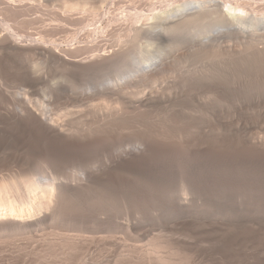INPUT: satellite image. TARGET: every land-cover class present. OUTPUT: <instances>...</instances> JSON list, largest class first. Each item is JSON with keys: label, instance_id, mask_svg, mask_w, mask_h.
Here are the masks:
<instances>
[{"label": "bare ground", "instance_id": "obj_1", "mask_svg": "<svg viewBox=\"0 0 264 264\" xmlns=\"http://www.w3.org/2000/svg\"><path fill=\"white\" fill-rule=\"evenodd\" d=\"M43 1L44 0H0V10L3 9L5 11V9H7L8 10L7 13L10 12L11 14H13V16L10 15V18H12V19H13V17L15 18V16L21 17L22 14L25 15L26 11H28L27 12L28 15H30L32 12L35 13L34 11H37L36 7L39 10H41V11H37V12L42 13V10L44 11V9H45L44 7L48 6V5H45V4H47V0H46V2H43ZM75 1L76 0H60L62 12H60V10H59L60 13H56V12L54 13L53 12L55 14L53 16V18H55L56 15L58 14L57 17L55 18V21L57 22V23H55V25L57 24V25H59V27H57V25H56V28L54 26L55 29L51 28V29L47 30V32L53 30V32H51V33H52V36H53V34L56 36L55 40L57 42L54 44L52 42L51 43L49 42L47 44L46 43H40V42L37 43V42L33 41L34 39L29 40V41H25L24 36L16 35L15 32H12V30H11L12 26L10 27L9 25L5 24V21H7L6 19H5V21L3 18L0 19V57H2V58L9 57L11 60H15V59L21 60L22 58H24V59L26 58V60H27L30 57L36 56L35 58L33 57L34 59L37 58L36 61L35 60L34 61L37 63V61L39 60V62L41 63V66H42V64H44V66L47 64H49L50 66L53 65V67H54V65H58V66L63 67V69L68 70L69 75L77 76L76 74L83 73V72H91V71L97 72L94 70H98V69H99V71H101L103 69V67H105V66H106L105 67L106 69H109L110 68L109 63H111V61H112L111 58L113 57V55H111V54H109V56L107 55L108 56L107 58L110 61H108L107 58H104L105 53L101 55L100 52L103 49L102 45H104L103 43H104L105 39H101L100 37L99 38L101 40L94 39L89 44H85V45H80V44L78 45L77 44L76 46H74V44H72V46H67V45L62 46L61 45L62 42L59 43L57 41L60 39L59 38L60 36L62 37V35H64V34L72 33L73 34L72 40H77V38L79 37V34H77L76 32L75 33L78 36H75L73 32H68L70 29H72L70 27L75 26L76 24L80 25L82 23H90V24L94 23L95 27L94 26L92 27V28H94V29H92V31L95 30L98 32V30H99L100 33L102 31V32H107V33L110 32L109 34H111V32L116 33L117 31L122 30L124 32V36L129 35L128 38L132 34L131 32H135V34L133 33L134 36H136V34L138 36V35H140V33H142L141 34L142 36H143V34L145 35V37L148 36V40H149V38H151V40H157V42H158V41H161L163 39H166V40L167 39H174L173 41H176L177 44H178V42L182 43V41H183V39H182V41L180 39L177 40L178 38H176V37H177L178 33H180V32H183V33L184 32H189V33L195 32L193 35L191 34L192 35L191 37L189 36L190 38H186L183 42V43L187 44L184 46H187V48L189 49V50L187 49L188 52L190 51L191 54H194L193 56H196V54H197V56L199 54H202L205 56V54H206L208 59H211V58L213 59V57L217 56L218 53H220V52L222 53V51H220V50L223 47L224 48L227 47L226 50L222 49L223 52L226 53V51H227L229 53L230 57L231 56L233 58L237 57V63L243 61L242 63H244V62L246 64L249 63L252 66L257 65V69L260 70L259 76L261 78L260 81H261V84H262V87L264 90V0H181L180 3H178L180 0H178V2L174 0V2H176V4L171 3L173 0L172 1H170V0H129V1H127V0L126 1L125 0H116V1H118L119 5L115 0H114V2H113V0H98V2L95 1L96 3L94 2V4L90 3V1L88 2V0L84 1L85 3L86 2L90 3L91 4L90 7H87V5L85 3L83 4L82 3L83 0L82 1L79 0L81 3H79V1L78 2H75ZM91 1H93V0H91ZM132 1L134 3L138 4L137 5L138 7L136 6V8L148 11V14L145 13L148 16H143L144 14L141 15L140 14L141 12L138 11V9H137V11L139 13L136 11L131 12V10H133V9H131V10L129 9L130 10L129 13H131V14L126 13L127 15H125V13H124L122 15L119 11L118 13H120L122 16L119 15L118 17H115L116 16L115 13H116L117 9L119 8V7L117 8L116 6H120V3L123 4L124 2L125 3L128 2L130 5L131 4L130 2H132ZM108 2H111L113 10H115L114 12H113V10L110 13L108 12V10H107V12H105L106 8L104 9V3H108ZM167 2H170L169 4H172V5H167L168 4ZM113 3H115L116 6L113 5ZM42 4H44L45 6L43 7ZM133 4H132V7L134 6ZM124 5L125 4H123V6ZM41 6L43 7V9ZM123 6H120V8L122 7L121 9H123ZM40 7H41V9H40ZM115 7L117 9H114ZM124 7H126V6H124ZM112 8H110V9H112ZM133 8L135 9V7H133ZM33 9H34V11H33ZM124 9H125V12L128 11V8H124ZM126 9H127V11H126ZM3 10H1V11L3 12ZM29 10H32V11H29ZM85 10L86 11L88 10L87 11L88 14H91V15L87 16L85 13L86 12ZM1 11H0V13L2 14ZM29 12H30V14H29ZM89 12H91V13H89ZM149 12H150V16H149ZM3 14H5V13H3ZM77 14H80V15H78L79 18L75 16ZM24 15L22 16V18H25ZM25 16H27V14ZM80 16L85 17V18H80ZM19 17H18V19H22ZM74 17H76V18H74ZM109 19H113L112 22L114 21L113 22L114 24H112L110 22L111 24L110 23L106 24V27H104L103 26L104 21H107ZM14 21H15V19H14ZM193 24L197 25V28L195 31H190V27ZM92 31H91V33H89L90 31L88 33L86 32L85 35L92 34ZM80 33H83V32H80ZM109 34H108V37H109ZM133 34H132V38L135 39ZM184 34H186V33H184ZM49 35H50V32H49ZM170 35H172V36H170ZM100 36H101V34H100ZM142 36H140V37H142ZM57 37H58V39H57ZM94 37H95V35H94ZM116 37L118 38L119 41L122 40L121 35L119 33H117ZM138 37H136V38H138ZM133 39H132V41H133ZM143 39H145L144 36L142 37V40ZM68 40L70 43L71 40L70 39H68ZM85 40H87V38L84 39V41ZM139 40H141V38ZM148 40H147V42L145 40V42L148 45H146L145 43H144V45H142L141 42L138 43L139 41L137 39L134 40L136 42V43H134V47L136 46L135 49H133L134 48L133 43L131 44L132 47L130 46L131 47L130 50H131V54H132L131 56H133L132 58L130 57V51L128 53V51L126 49L127 47L126 48L124 47L126 52H127V55H128L127 57L130 59H127V57H126L127 60L125 62H124L125 58L123 59V61L119 60L120 62H124L123 64L120 65L119 64L120 62L118 60L116 61L115 58H112L115 60L114 64L112 63L113 66H115V63H117V62H119L117 64L120 65L118 75L116 74V77H114V79H112L110 77L113 80L112 81L113 82L112 91L113 90L115 91L114 85H118L117 82H119V81L122 82V84H123L124 79H125V81H126V79H127V81L131 79L130 80L131 82H133V80H135L137 78H139V80L142 79V81H146V80L150 81L151 79L155 80V78H158L157 77L158 73L160 74V72H162L164 69H166V68L168 69V62H164L163 57L161 55L157 54V52L159 50L156 52L153 50L154 51L153 53L149 51L150 50L149 48L151 47L150 44L152 42L150 43ZM109 41H110V39H109ZM116 41H117V39H116ZM116 41L114 40V43H116ZM41 42H43V41H41ZM154 42H156V41H154ZM157 42H156V44H157ZM105 43H108V42L105 41ZM119 43H121V42H119ZM122 43L124 45L127 42L125 40V43L124 42H122ZM66 44H68V43H66ZM82 44H84V43H82ZM127 44H125V45H127ZM106 45H108V44H106ZM145 46H147V47L150 46V47L147 48ZM118 47H120V46L119 45L115 46V47H113V49L117 48V49H115V51L117 50V52H118V50H119ZM181 47H182V44H181ZM181 47H179V48H181ZM121 48H120L119 52H121ZM184 49H185V47H184ZM128 50H129V47H128ZM132 50H134V51H132ZM115 51H113V52H115ZM182 51H184V50L182 49ZM218 51H220V52H218ZM119 52L117 54H119ZM225 55H227V54H225ZM188 56H185V58ZM191 56H189V58ZM105 57H106V55H105ZM114 57H116V52H115ZM209 57H211V58H209ZM134 58H136V59H134ZM169 58H167V59H169ZM171 58H172V56H171ZM176 58H177V56H176ZM189 58H187L188 62H189ZM217 58H218V56H217ZM217 58L215 57L214 59H217ZM224 58H226V57H224ZM173 59H172V61H174ZM184 59L182 58L183 61H184ZM238 59H241V61H239ZM29 60H31V58ZM169 60H171V59H169ZM218 60L219 59H217V61ZM230 60H228V61L230 62ZM21 61H19V62H21ZM24 61L25 60H23L22 62L24 63ZM34 61H32V62H34ZM106 61H107V63H106ZM128 61L130 64H131V62L135 61V64H133L132 66L136 67V68H134L136 70H134L132 68L133 70L131 69V71H134L132 74H131V72L127 71L131 75H127L126 72H123V69L128 65ZM176 61H178V59ZM191 61H194V58ZM234 61L236 62V58ZM32 62H30V63H32ZM39 62L37 63V65H39ZM195 62H198V61H195ZM177 63H179V62H177ZM191 63L192 62H190V64ZM107 64H108L109 68L107 67ZM173 65L171 66L172 68H173ZM182 65H184V64H182ZM194 65H197V64L194 63ZM220 65H221V63H220ZM230 65H232V63ZM251 65H249V66H251ZM113 66H111V68H113ZM217 66H218V64H217ZM233 66H235V65H233ZM240 66H242V65H240ZM255 66H254V68H255ZM176 67H178V66H176ZM186 67H187V65H186ZM192 67L193 66H191V68ZM227 67H225V69ZM230 67H232V66H230ZM116 68L118 69V66H116ZM184 68L185 67H183V69ZM194 68H192L193 71L191 70V72H194ZM198 68L199 67H197V70H196L197 73L195 72L194 76L192 75L193 74L192 73L191 76L196 77L197 79H201L205 83H206V80L208 81L212 75H213V77H216V76H214L213 72L209 71L210 69L208 71L199 70V72H198ZM205 68H208V67H205ZM205 68H203V69H205ZM239 68H241V67H239ZM242 68H243V66H242ZM175 69L176 68L174 66V69H171V70H175ZM179 70L180 69H178V71ZM213 70H215V69H213ZM218 70H219V68H218ZM124 71H126V70H124ZM168 71H169V69H168ZM186 71H187V74L189 75L190 74V73H188L189 70H185V72ZM216 71H214V72H216ZM232 71H234V70H232ZM185 72H183L184 75H186ZM251 72H255V71L251 70ZM112 73H113V71H112ZM165 73H166V71L163 73V75ZM170 73H172V72L170 71ZM175 73H177V72H175ZM217 73H221V71L217 72ZM107 74H109V73H107ZM179 74L181 76L182 72ZM253 74L255 76V73H253ZM176 75H175V77H176ZM188 75H186V77L190 76V75L189 76ZM216 75H218V74H216ZM114 76H115V73H114ZM259 76H257V77H259ZM119 77H121V78L118 79ZM130 77H132V78H130ZM175 77H174V80L176 81ZM184 77H182V78H184ZM122 78H124V79L121 81ZM182 78H181V80H182ZM218 78H216V79H218ZM254 78L256 79V77H254ZM197 79H194V80L196 81ZM42 80L43 79L41 78V80L31 79V80H27V81L17 82L16 80L12 81L11 79L0 78V264H80V262H79L80 256H82V255H80V253L81 252L83 253V249L85 248V247H83L85 240L83 242L82 238H81L82 240L77 239V238L76 239L71 238L69 231L72 232V231L76 230L79 232H81V231L83 232V230H85V228H87L90 221H93V222L99 221L98 224L101 225V224L106 223L109 226L110 223H112L110 220L112 218L115 220V215L117 216V214H111V211L115 210L114 207H112L113 209L110 210V213H106V211L105 212L102 211V213H100L101 215L99 214L100 216H98V214H96L94 211L93 204L95 203V201H94V203H92L93 201H91L92 199L96 200V198L90 196L91 191L94 189V187H96V185H98V183H103L106 187H108L110 185L108 187L110 189H111V186L114 187L115 184L117 186L118 183H120L119 181L121 179L120 178L121 176L120 177L116 176V174L119 175L118 173H120L117 171H119V170L122 171V169L127 167L130 170L135 169L133 171L131 170L132 172H135V171H137L138 166H140V167L143 166V165H139V164H141L146 159H148L147 155H152V154H147V153H150L149 152L150 150L156 154H159L160 151H162L161 148L158 149V148L154 147V144L152 146L153 142L149 143L148 140H147L148 145H146L144 148L142 147L143 144L141 147L138 145V149H137V147H134V145H131V146L127 145L126 146L127 142H126V144L124 143V141L126 139V135H124L123 134L124 132H122V129H123L122 124L125 120H127L126 119L127 115L125 116V114L123 112L124 108L120 107V105H119L120 102H118L116 99H114L115 101H113L115 103L114 104L113 102H111L113 100V98H111L112 99L111 100L110 98L108 99V97H107V99L104 97L106 95V91L108 89H110L111 87L108 86V88H105V95H104V92L102 91L104 88H102L101 90L99 88L96 90L95 89L90 90L88 85H86V87H88V88H86L87 89L86 90L84 88L85 85L83 87V84L81 87H83L85 90L83 89L84 91H82V89H81L80 90L81 92H76L73 89V86H75L76 83H77L76 85H78V83L80 81L76 82V83L73 82V84L74 83L75 84L72 86V85H69L68 83L67 84L64 83L65 81L62 82V80L61 81L53 80L52 82H50V81L49 82H44V81L42 82ZM78 80H80V78ZM117 80H119V81H117ZM181 80H179V81H181ZM214 80H212L211 82H213ZM251 80H253V79H251ZM114 81H116V82H114ZM130 81H128V82L130 83ZM186 81H188V79H186L185 81L183 79L182 82L184 85H186L188 83V82L186 83ZM195 81H191V82H195ZM102 82L105 83V80L104 81L102 80ZM107 82H108V80H107ZM112 82H109V83H112ZM134 82H133V84H135ZM139 82L140 81H138V84H139ZM154 82H156V81H154ZM129 83H128V85H129ZM140 83H142V82H140ZM199 83H200V81H199ZM251 83H253V82L251 81ZM251 83H250V86H251ZM122 84L120 83V85H119L121 88L123 86ZM103 85L106 87L105 84H103ZM191 85H193V84L191 83ZM254 85H252V86H254ZM124 86H126L125 82H124ZM130 86H131V84H130ZM78 88H79V86H76V90ZM91 88H92V86H91ZM116 88H117V86H116ZM127 88H128V86H127ZM122 89L124 90V88H122ZM120 90L118 88L117 92ZM152 90H154V89H152ZM152 90H151V92H152ZM175 90H176V88H175ZM250 90H252V89H250ZM156 91H159V90L156 89ZM146 92L147 91H145V93ZM256 92H258V91H256ZM113 93L114 92H112L111 94H113ZM145 93H144V96H142L141 98L145 97ZM148 93L149 92H147V94ZM153 93L155 94V90L153 91ZM153 93H151V94L149 93L150 97L149 96H148V98L145 97L147 99H145V100L142 99L143 100V106H145V105L149 106L148 104H152V102H155L156 97L152 95ZM161 93H162V91H161ZM107 94H108V92H107ZM111 94H110V96H111ZM261 94L263 95L264 93H261ZM261 94H259V95H261ZM157 95H158V93H157ZM160 95L162 96V94H160ZM170 96H172V95L170 94ZM251 96H252V94H251ZM263 97H264V95H263ZM98 98H100V100L102 98L104 101L103 102H102V100L100 102H98V100L96 101V99H98ZM252 99H254V98H252ZM107 100H109V101H107ZM256 100H258V99L256 98ZM94 101H95V103H94ZM105 101H107V102H105ZM137 104H136V106H138ZM255 104H258V103H255ZM139 105H140V103H139ZM252 105H254V104H252ZM143 106H140V107H143ZM147 106H145V107H147ZM121 108H122V110H121ZM125 108H126V106H125ZM132 108H134V107L132 106ZM137 109H139V108H137ZM126 111L128 112V110H126ZM254 111H255V109H254ZM131 130L132 129H130L129 133L131 132ZM134 130H135V128H134ZM253 130H255V129H253ZM261 130H262V132L259 131V132H261L259 135L257 134L258 131H256L257 133L255 132V135L253 133V135L251 136L250 141H248L249 147H247L248 149H247L246 154H245V158L247 159V162H249L250 166L255 167V168H256V166H258L259 163H263V165H264V123L261 124ZM164 141L165 140H163V143H164ZM170 141L172 142L173 140L170 139L169 142ZM147 142H145L144 145ZM161 142H162V139H161ZM165 142H168V141H165ZM171 142H170V146L173 148L174 144L172 146ZM134 144H135V142H134ZM166 145H167V143H166ZM176 145H178V144L176 143ZM163 146H165V144ZM163 146H161V147L163 148ZM178 146H175V147L182 149V146H180V145H178ZM165 147H167V146H165ZM165 147L163 149H165ZM175 147L173 149L176 150ZM173 149H172V151H173ZM189 149H191V148H189ZM184 150H185V148H184ZM177 151H175V152L177 153ZM185 151H189V150H185ZM191 151L188 153H191ZM149 158H151V157H149ZM143 164L146 165L145 162ZM260 167L261 166H259V168ZM127 168L124 170H127ZM138 170H139V168H138ZM253 170H254V172L256 171L255 169H253ZM253 170H252V172H253ZM260 170H262V167L260 168ZM254 172H253V175H254ZM126 179L127 178L125 177V180ZM125 183H126V181H125ZM101 185L99 184V186H101ZM253 185L251 186L252 188H250L251 190L249 191L250 197H249L248 201L250 202V204H248V206L250 208H251V206H252V208H254V207L256 208L257 206H259L260 204H257V203H259V201H261L260 203H263L262 200L259 199V193H258L259 191L256 189V185H255V187ZM105 186H104V191H105ZM113 187H112L113 190L111 189L112 192L114 191V188H115V187L114 188ZM96 188H95L96 191L95 192L92 191V194H93V192L99 193ZM99 188L101 190L103 189L101 187H99ZM118 189H119V187H118ZM129 190H131V189H129ZM133 190H135V189H133ZM148 192H149V190H148ZM101 193H99V194L102 196ZM110 193H111V191H110ZM113 193L117 194L116 192H113ZM128 193L130 194L131 191ZM87 194H90L89 197H92V199L90 200L91 204H89L90 202L86 200V199H88ZM133 194H135V193H133ZM98 195L95 194V196H98ZM107 195L108 194H106V196ZM119 195H122V198H124L123 193H121ZM136 195L138 198L140 197L139 193H137ZM140 195H142V194H140ZM112 196L113 195H111V198H112ZM142 196H143V199H146V198H144V195H142ZM148 196H149V194H148ZM85 197H87V198H85ZM127 198H130V197H127ZM97 200H96L97 203L101 201V199H100V201H97ZM117 200H118V198H117ZM128 200L129 199H127V201ZM109 201L114 202V200H111V199ZM116 201H115V203H116ZM143 201H141V202H143ZM73 202H75V203L77 202V204H79L78 209H77L78 205L75 203L74 204L76 205V209H74L75 207L74 208L72 207ZM87 202H89V203H87ZM134 202H132V203L134 204ZM104 203H105V201H104ZM120 203H119V206H120ZM129 203H130V201H129ZM136 203H138V201ZM186 203H187V200L183 201L184 207H186V205H185ZM117 204H118V201H117ZM128 204H127V206H128ZM140 204H142V203H140ZM144 204H146V203H144ZM256 204H257V206H255ZM90 205H92V207ZM94 205H96V203ZM97 205H99V204H97ZM112 205L114 206L115 204H112ZM102 207H103V205H102ZM126 207H125V212L127 209ZM134 207L135 206H133V208ZM147 207L148 206H146V208ZM122 209L123 208H121L120 211H123ZM140 209H141V207H140ZM186 209H187V207H186ZM138 210H139V208H138ZM97 211H99V210H97ZM130 211H132V210H130ZM130 211L128 210V212H130ZM144 211H146V210H144ZM125 212H123V213H125ZM143 212H142V214H143ZM103 213L109 214L108 216L106 215L107 217L111 218V219L108 218L109 222H108V220L105 223L102 222V220L104 218ZM139 213H140V211H139ZM119 214H121V213H119ZM102 215H103V218H102ZM119 217H120V215H119ZM113 219H112V221H114ZM132 221H134V220L132 219ZM115 222L118 223L116 220L114 221V223ZM116 223H115V225H111V226L117 227ZM92 226H89V227H91V229H92ZM108 231H109V229H108ZM108 231H107V233H108ZM128 231H130V230H128ZM86 232H83V234ZM92 232L91 233L94 234V231H92ZM112 232H113V230H112ZM125 232H127V231H125ZM134 232H136V231H134ZM128 233H130V232H128ZM128 233L125 234L124 236L127 235V237H128ZM78 234H80V233H78ZM96 234H98V232ZM55 235H56V238H57V236L60 235L61 240H59V238H58L59 241L56 240L54 238ZM81 235H82V233H81ZM114 235H116V234H114ZM114 235H112V236H114ZM132 236H134V235L132 234ZM84 237L85 236H83V238ZM130 237H128V238H130ZM136 237H138V236H136ZM136 237H134V239ZM92 238H93V236H92ZM102 238H104V237H102ZM106 238H107V236H106ZM118 238L119 237H117V239ZM148 238H146V239H148ZM157 238H159V237H157ZM86 239H88V238H86ZM102 240H104V239H102ZM110 240H113V239H110ZM155 240H154V242H155ZM104 241H106V240H104ZM118 241H119V239H118ZM123 241H124V239H123ZM101 242H103V241H101ZM111 242H114V241H111ZM117 242L116 243L114 242V243L117 245L118 244ZM125 242H126V240H125ZM125 242H124V244H126ZM130 242H131V240H130ZM137 242H138V240H137ZM154 242L152 241V245ZM93 243H94V241H93ZM96 243H97V241H96ZM108 243L110 244V246L113 244V243L111 244L110 241H108ZM135 243H136V241H135ZM157 243H158V241H157ZM160 243L157 245L154 243L157 246L156 249H158V247L160 245H163ZM120 244H122V243H120ZM120 244H119V246H120ZM145 244H147V243H145ZM88 245H90V244H88ZM134 245H132V246H134ZM148 245L149 244H147L146 247ZM155 245H153V246L156 247ZM104 246H105V243H104ZM163 246L165 247V245H163ZM163 246L162 247L160 246L161 248L159 247L158 251L161 250L162 248H164ZM101 247H103V244ZM116 247L113 246L112 248H116ZM89 248H90V246H89ZM92 248L94 249V247H92ZM145 248H143V249H145ZM116 249L114 251H116ZM126 249H129V248H126ZM136 249L137 248H135V250ZM152 249H151L152 251H149V249L147 250V251H149L148 255L149 254L152 255V254H154V252H156V249H154V248H152ZM108 250H110V249H108ZM130 250H132V249L130 248ZM95 251H97V249H95ZM98 251H99V249H98ZM102 251H103V249H102ZM102 251H101V253L104 252V251L103 252ZM110 251H112V249ZM124 251H125V249H124ZM141 251H142V249H141ZM147 251L145 252V254L147 253ZM86 252L88 253V250ZM90 252L91 251H89V253ZM133 252H134V250H133ZM101 253H98V254H101ZM107 253H108V251H107ZM120 253H121V251H120ZM158 253H161V252H158ZM98 254H97V256H98ZM130 254L132 255L133 253H130ZM206 254L204 256L206 258H208ZM83 255L84 256H82L83 259L81 258V261L84 260V258L86 256V254H83ZM93 255L96 256V254H93ZM109 255L110 254H108L107 256H109ZM154 255L156 257L157 253ZM163 255L164 254H162V256ZM101 256H102V254L100 255L99 258H101ZM111 256L109 258V261H111L113 259V258H111ZM145 256H143L144 259H145ZM162 256L157 255L156 259L154 258V260H153L154 256L152 255V261L151 262L156 261V263H158V264H171V263L174 264L173 263L174 261L169 259V257H168V259H166V257H162ZM89 257H90V255H89ZM140 258H142V257H140ZM140 258H139V260L144 261L143 258L142 259H140ZM148 258H149V256L147 257L146 260H148ZM116 259H118V258H116ZM116 259H114L115 263H117ZM88 260L89 259L87 258L85 260L87 262H83V263L87 264ZM95 260H97V259H95ZM123 260H120L121 261L120 264H123L122 263ZM98 261H100V260L98 259ZM127 261H126V263H127ZM103 262H100V263L103 264ZM128 262H130V261H128ZM107 263H108V261H107ZM130 263H128V264H130ZM142 263H140V264H142ZM146 263H148V262L146 261ZM81 264H82V262H81ZM144 264H145V262H144Z\"/></svg>", "mask_w": 264, "mask_h": 264}, {"label": "rangeland", "instance_id": "obj_2", "mask_svg": "<svg viewBox=\"0 0 264 264\" xmlns=\"http://www.w3.org/2000/svg\"><path fill=\"white\" fill-rule=\"evenodd\" d=\"M78 1L79 0H76L75 2H78ZM80 1H82V0H80ZM80 1H79V3H81ZM84 1H87V0H83L82 1L83 4L85 3ZM89 1L92 4H94L95 1L98 2V0H93V1L88 0V2ZM127 1H129V0H127ZM170 1H172V0H170ZM175 1L178 2V0H175ZM43 2H46V0H44ZM113 2H114V0H113ZM116 2L118 3V1H116ZM180 2H181V0L178 3H180ZM90 3L86 2L85 4L87 5V7H90L91 6ZM115 3H113V5H115ZM126 3L125 2L123 3V4H125L124 6H126V7H124L123 4L120 3V6H123V9H121L122 7L120 8V6L115 5L117 8L119 7L121 9L120 10L118 8L119 9L118 10L116 7L114 8V9H117V11L115 13L116 16L114 15L115 17H118L119 15L122 16L124 13H125V15L131 14V13H129L131 9H133V10H131V12L132 11H136V12L140 11L141 15L144 14L143 16H148L145 14V13L148 14V11L136 8V6L138 5L137 3H134L133 1L130 2L131 3L130 5L128 2H126ZM167 3H166L167 5H172L173 3L176 4V2H174V0L171 2L172 4H169L170 2H167ZM60 4H61L60 0H49V1L47 0V4H45V5H48L47 7H44L45 5L42 4L43 7L45 8L44 11L42 10V13L37 12V11H41V10H39L36 7L37 11H34V9H33V11L35 13L32 12L33 14L32 13L30 14V12H29L30 15H28V13H27L28 11H26L25 15L27 14V16L22 14V16L24 15L25 18H22V16L19 17L17 15L19 18H22V19H18V17H16V16H15V18L13 17V19H12V18H10V15L13 16V14H11L10 12H9L10 14L7 13V11H8L7 9H5V11L3 9H1V10H3V12L0 10L2 12V14L0 13V19L3 18L4 21L6 19L7 21H5V24L9 25L10 27L12 26L11 30H12V32H15L16 35L24 36L25 41H29V40L34 39L33 41L37 42V43L40 42V43H46L47 44L49 42L50 43L52 42L54 44V43H57L55 40L56 36L54 34L52 36L51 32H53V30L48 31V32H47V30H49L51 28L53 29L54 26L56 28L57 24L55 25V23H57V22L55 21V18L57 17L58 14L56 15L55 18H53V16L55 15L54 14L55 12L56 13L62 12V10H61L62 8H61ZM132 4L134 5L133 7H135V9L132 7ZM118 5H119V3H118ZM41 7H40V9H41ZM43 7H42V9H43ZM105 8H106L105 12H107V10L109 13L112 12L113 8H112L111 2L104 3V9ZM110 8H112V9H110ZM124 8H128V11L126 9L127 12H125ZM137 9H138V11H137ZM59 10H60V12H59ZM29 11H32V10H29ZM87 11L85 12L86 15L87 16L91 15V14H88ZM114 11L115 10H113V12ZM119 11L122 15L120 13H118ZM3 13H5V14H3ZM89 13H91V12H89ZM78 15H80V14H77L75 16L78 17ZM149 16H150V12H149ZM76 17H74V18H76ZM80 18H85V17L80 16ZM14 19H15V21H14ZM109 20L104 21V23H103L104 27H106V24H109L110 22L112 24H114L113 23L114 21L112 22L113 19H109ZM93 26H94V23L93 24L92 23L91 24L90 23H82L80 25L76 24L75 26H71L70 28H72V29H70L68 32H73L75 36H78L77 34H79V37L77 38V40H72L73 34L68 33V34L62 35V37L60 36L59 37L60 39L57 41L59 43L62 42L61 43L62 46H66V45L72 46V44H74V46H76L77 44L78 45L79 44L80 45L89 44L94 39H97V40L105 39V41L108 43H105V41H104V43H103L104 45H102L103 49L100 52L101 55L105 53L104 58H107L109 56V54H111V55H113L112 58H115L116 61L117 60L123 61V59L125 58L124 62L127 59H130L127 57L128 55H127V52L125 50L126 47H127L126 49H127L128 53L130 51V57L131 58L133 57V56H131L132 54H131L130 48L132 47V45H131L132 43H133V47H134V43H136L134 40L137 39L139 41V42L138 41L137 42L138 43L141 42L142 45H144V43L146 45H148L146 43L148 40V36L145 37V35L143 34L145 39L142 40V37H143L141 35L142 33H140V35H138L139 36L138 37L137 34H136V36H134L135 32H131L132 34L134 33L133 36L135 37V39H133L132 34L130 35L129 38H128L129 35L124 36V32L122 30L117 31L116 33L111 32V34H109L110 32L107 33V32H102V31L100 33L99 30H98V32L95 30L92 31V29H94V28H92ZM57 27H59V25H57ZM196 28H197V25L193 24L190 27V31H195ZM91 31H92V34L85 35L86 32L91 33ZM49 32H50V35H49ZM80 32H83L84 34L80 33ZM117 33H119L121 35V38H122L121 41H119L118 38L116 37ZM184 33H186V34H184ZM184 33L180 32L177 34V37H176V38H178L177 40L180 39L182 41V39H183L182 43L178 42V44L176 41H173L174 39H167L168 41L166 39H163V40L157 42V40H151V38H149L148 41L150 43L151 42L153 43L154 41H156L158 44L157 45L156 42H154L153 44L151 43L152 45L149 43L151 46V47L148 46V47H150L149 51L153 53L154 51L156 52L159 50L157 52V54L161 55L163 57L164 62H168L169 71L166 68V69H164L166 71V73L164 75H163V73L165 72L164 70L162 72H160L161 75L158 73V75H157L158 78H155V80L151 79L153 82L151 80L150 81H148V80L142 81V79L139 80V78H137V79L134 78L136 81L133 80V82L135 81L134 82L135 84H133V82L130 81L131 79L128 80V81H130V83H129L127 81V79H126V81H127L126 82L125 79L122 78L121 81L124 79L123 81L125 82V85H126V86H124V82L122 84V82L117 80L123 85V86L122 85L121 86H122V88H124V90L119 86L120 83L117 82L118 85H114L115 91L114 90L112 91V88H113L112 87V84H113L112 79H114V77H116V74L118 75V71L120 69L119 67L124 62L119 61L120 63L119 62H117V63H119L120 65L115 63V66H113L115 60L112 59L111 57H110L112 60L111 63L108 62L110 64L109 65L110 68L108 67V64H107V67L109 69H106L105 68L106 66H105V67H103V69L105 68L104 70L100 69L101 71H99V69H98V70H94L97 72H92V71L91 72H83V73L76 74L77 76L72 75L73 77L71 75H69L68 70L63 69V67H61V66L54 65V67H53V65L50 66L49 64H47L48 66L45 65L46 67L44 66V64H42V66H41V63L39 62V60L37 61V63L39 62L40 66L37 65V63L35 62L37 58L34 59L36 56L34 57L33 55L32 56L34 58L29 56L31 58V60H29L30 58H28V57H27L28 58L27 60H26V58L25 59L22 58L21 59L22 61L25 60L24 63L19 59L18 60H16V59L11 60L9 57H4V58L0 57V78H3V79L7 78V79H11L12 81L16 80L17 82L27 81V80H31V79L41 80V78L43 79L42 82L43 81L44 82H49V81L52 82L53 80H56V81L62 80V82L65 81L64 83H66V84L68 83L69 85H72V86L76 82L80 81L78 83V85H76L77 84L76 83L75 86H73V89L76 92H81L80 91L81 89H82V91H84L88 87L90 88V90H92V89L96 90L98 88L101 90L102 88H104L102 90L104 92V95H105V88H108V86L111 87L108 90L106 89L107 91H106V95L104 97L106 99H107V97H108V99L113 98V100L111 99L112 101L110 100L111 102L115 101L114 99H116L118 102H120L121 104L119 103V105H120V107L124 108L123 112H124L125 116L126 115L128 116V117L126 116V119L128 121L125 120L126 122L124 121L122 124V128L124 129V130L122 129V132H124L123 134L126 135V139L124 141L125 144L127 142L126 146L127 145L128 146L134 145V147H137V149H138V145L141 147L143 144L142 147L144 148L146 145H148V142H147V140H148L149 143L153 142L152 146L154 144V147H156L158 149L161 148V150L163 151V152L160 151L159 154H156L150 150L149 151L150 153H147V154H152V155H147L148 159H146L144 161L146 165H144L143 164L144 162H142L139 165H143V166L142 167L138 166L139 170L137 168V171H135V172H132L135 169H131L132 170L131 171L127 167L124 168V169L127 168V170L122 169V171L121 170L117 171V172H120V173H118L119 175L116 174L117 177L121 176L120 177L121 179L119 181L120 183H118L117 186L115 184V186H114L115 188L113 186H111V189H112V187L114 188L113 192H116L117 194L112 192L113 189L111 190L110 188H108L110 185L108 187H106L103 183H98V185H96L97 188L94 187V189L92 190L95 192L96 191L95 188H96L99 193L102 192L101 193L102 196L99 193H94V192H93V194H94L93 195L92 191H91V195L87 194L88 199H86V200L89 202L92 199V197L96 198V200L98 199L97 201H100V199H101L100 202L102 204L100 202L97 203L96 200H94V199L91 200V201H93L92 203H94V201L96 203V205H94L95 204L94 203L93 206H94V211L96 214H98V216L101 215L100 213H102V211H104V212L106 211V213H110V210L113 209L112 207H114L115 210H112L113 212L111 211V214H117V216L115 215V220L118 223L115 222L117 227L111 226V225H115V223H114L115 220L112 218L114 220V221H112L111 218L107 217L109 214L103 213L104 218L102 215V218H103L102 222L105 223L107 220L109 222V219H111L110 221L112 223H110L109 226L106 223L100 225V224H98L99 221L98 222L94 221L95 223L93 221H90L92 224L89 222L87 228H85V230H83V232L87 231L86 232L87 234L86 233L83 234L82 231L81 232L76 231V230L72 231V232L69 231L71 238H75V239L76 238L77 239L82 238L83 242L85 240L83 247H85L86 249L84 248L83 253L81 252L82 254L80 253V255L84 256L83 254H86L87 257L85 256L84 260L81 261L82 256H80V261H79L80 264H81V262H82V264H85L83 262H87V261H85L87 258L89 259L87 264H101L100 262H103V261L105 262V263L103 262V264H108L109 262L111 264H117V263L120 264L121 263L120 260H123V259L125 260V261L124 260L122 261L123 264H128L132 260L134 262L132 261L130 264H132V263L133 264H138V263L140 264L142 262H143L142 264H144V262H145V264H148V263L149 264H155L156 261L151 262L152 261V255L154 256L153 257V260H154V258L156 259L157 255L162 256V254H164L162 257H166V259H168V257H169V259L173 260L174 264H264V165H263V163H259L258 166H256V168L252 167V166H250L249 162H247V159L245 158V154H246V151L248 149L247 147H249L248 141H250V138L253 135V133L255 135L256 131H258V133L256 132L258 135L262 132L261 124L264 123V105H263L264 104L263 103L264 102V100H263L264 94L263 95L261 94V93H264V90H263V87H262V84L260 81L261 80V78L259 76L260 70L257 69V65L256 66L254 65L256 68L255 69L254 66H252L249 63H247V64L245 62L242 63L243 61H241V59H238L241 62L237 63V57H234V58L232 56L230 57L229 53L227 51H226V53L223 52L222 49L226 50L227 47H225V48L223 47L220 50V51H222V53L220 51H218V52H220L217 54L218 58H217V56H215L217 59H219L218 61H217V59H214L215 57H213L214 60L211 57H209L211 59H208L206 54H205V56L202 54H199L198 56L196 54V56H193L194 54H191L190 51L189 52L187 51V49H188L187 46H184L187 44H185L183 42L186 38H190L195 32H190V33L184 32ZM100 34H101V36H100ZM108 34H109V37H108ZM94 35H95V37H94ZM140 36H142V37H140ZM170 36H172V35H170ZM85 37L87 38V40L84 41V39H86ZM136 37H138V38H136ZM67 38L71 40L70 41L71 44L69 43V40ZM140 38H141V40H139ZM57 39H58V37H57ZM109 39L111 42L109 41ZM116 39H117V41H116ZM132 39H133V41H132ZM114 40L116 41V43H114ZM125 40L128 44L125 43ZM145 40H146V42H145ZM41 41H43V42H41ZM118 41L121 43L124 42L127 45H125V44L123 45V43L121 44ZM65 42L68 44H66ZM82 43H84V44H82ZM106 44H108V45H106ZM181 44H182V47H181ZM118 45L120 46V47H118L119 50L122 47L121 52H119V50H118L119 54H117L118 53L117 50L115 51V49H117V48L113 49V47L118 46ZM128 47H129V50H128ZM135 47L133 49H135ZM145 47H147V46H145ZM179 47H181V48H179ZM184 47H185V49H184ZM182 49L184 51H182ZM113 51L116 52V57H114L115 52H113ZM132 51H134V50H132ZM225 54H227V55H225ZM105 55H106V57H105ZM188 55L189 56L192 55V56L189 58ZM171 56H172V58H171ZM176 56H177V58H176ZM185 56H188V57L185 58ZM223 56L226 58H224ZM126 57H127V59H126ZM167 58H169L171 60H169ZM182 58L183 59L185 58L184 61L182 60ZM187 58H189V62L187 61L188 60ZM193 58H194V61H191V60H193ZM235 58H236V62L234 61ZM134 59H136V58H134ZM172 59L174 61H172ZM175 59L176 60L178 59V61H176ZM107 60H108V58H107ZM228 60H230L232 65H230L231 63ZM19 61H21V62H19ZM32 61H34L35 63ZM108 61H110V60H108ZM195 61H198V62H195ZM30 62H32V63H30ZM133 62H131V64H130L128 61V65L123 69V72H126L127 75H131L134 72V71H131V69L136 68V67L132 66L133 64H135V61H133ZM177 62H179V63H177ZM190 62H192V63L190 64ZM106 63H107V61H106ZM194 63H196L197 65H194ZM220 63H221V65H220ZM171 64L172 65L174 64L173 68L171 67L172 66ZM182 64H184V65H182ZM217 64H218V66H217ZM186 65H187V67H186ZM190 65L193 66L192 68L195 67L194 72H191V70L193 71V69L191 68ZM233 65H235L236 67ZM240 65H242L243 68ZM249 65H251L252 67ZM111 66H113V68H111ZM116 66H118V69L116 68ZM174 66L177 70L176 69L171 70V69H174ZM176 66H178V67H176ZM230 66H232V67H230ZM183 67L186 68V69L184 68L185 70H189L188 73H190L189 74L190 76L187 74V71L185 72ZM197 67H199L198 72H199V70L208 71L210 69L209 71L213 72L214 76H216V77H213V75H212L208 81L206 80V83L203 82V80H201V79H197L196 77H193L194 73L195 72L197 73V71H196ZM202 67L203 68L208 67V68L203 69ZM217 67L219 68V70ZM225 67H227V68L225 69ZM239 67H241V68H239ZM178 69H180L181 71L180 70L178 71ZM213 69H215V70H213ZM124 70H126V71H124ZM134 70H136V69H134ZM232 70H234V71H232ZM251 70L255 71V72H251ZM112 71H113V73H112ZM127 71L131 72V74ZM170 71L172 73H170ZM214 71H216V72H214ZM220 71L222 74L217 73ZM175 72H177L178 74ZM181 72H182V75L180 76L179 73H181ZM183 72H185V74L188 75L189 77H186V75H184ZM107 73H109V74H107ZM114 73H115V76H114ZM253 73H255V76ZM174 74L175 75L177 74L176 77ZM191 74L193 76H191ZM216 74H218V75H216ZM257 76H259V77H257ZM174 77L176 78V81L174 80ZM182 77H184V78H182ZM254 77H256V79ZM79 78H80V80H78ZM120 78L121 77H119L118 79H120ZM130 78H132V77H130ZM181 78H182V80H181ZM193 78L197 79V80L195 81ZM216 78H218L219 80ZM183 79H184V81L186 79H188V81H186V83L188 82L186 85L183 84V82H182ZM251 79H253V80H251ZM102 80L103 81L105 80V83L102 82ZM107 80H108V82H107ZM137 80L142 82V83L139 82V84H138ZM179 80H181V81H179ZM212 80H214V81L211 82ZM154 81H156V82H154ZM191 81H195L196 83L191 82ZM199 81H200V83H199ZM251 81L253 83H251ZM73 82H75V83L73 84ZM101 82L103 84H105L106 87ZM109 82H112V83H109ZM114 82H116V81H114ZM128 83H129V85H128ZM191 83L193 85H191ZM250 83H251V86H250ZM82 84H83V87L85 85V87H84L85 89L83 87H81ZM130 84H131V86H130ZM86 85H88V87H86ZM252 85H254V86H252ZM76 86H79V88L77 90H76ZM91 86H92V88H91ZM116 86H117V88H116ZM127 86H128V88H127ZM174 87L176 88V90ZM118 88H119V90L120 89L121 90L117 92ZM155 88L158 89L159 91H156ZM152 89L155 90V94L153 93L154 90H152ZM250 89H252V90H250ZM151 90H152V92H151ZM111 91L114 93L111 94L112 93ZM145 91L149 92L150 94L153 93L152 95L156 97V100H155L156 103L152 102V104H148L149 106L145 105L148 108L143 106V100L142 99L145 100L148 98V96L150 97V94L148 93L149 94L148 95L147 92L145 93ZM161 91H162V93H161ZM256 91H258V92H256ZM107 92H108V94L110 93L111 96H110V94L108 95ZM156 92L158 93V95ZM144 93H145V97H147V98H145V97L141 98L142 96H144ZM159 93L162 94V96ZM170 94L172 96H170ZM251 94H252V96H251ZM259 94H261V95H259ZM102 98H101V100L103 102L104 100ZM252 98H254L255 100L257 98L258 100L255 101ZM97 100H98V102L101 101L100 98L96 99V101ZM107 101H109V100H107ZM107 101H105V102H107ZM134 102L138 106H136V104ZM94 103H95V101H94ZM139 103H140V105H139ZM255 103H258V104H255ZM252 104H254V105H252ZM125 106H126V108H125ZM132 106L134 108H132ZM140 106H143V107H140ZM136 107L139 109H137ZM122 108H121V110H122ZM254 109H255V111H254ZM126 110H128L129 113ZM134 128L136 131L134 130ZM130 129H132V130L129 133ZM253 129H255V130H253ZM259 131H261V132H259ZM160 138L162 139V142H161ZM169 138L173 140L172 142L170 141L172 143L171 144L172 146H173V144H174V147L180 145V146H182L183 150L181 148H178L179 146L175 147L176 150L173 149L174 147L172 148L170 146V142H169L170 139ZM163 140L168 141V142L164 141V143H163ZM134 142H135V144H134ZM145 142H147V143L144 145ZM175 142L178 145H176ZM166 143H167V145H166ZM164 144L168 148L163 146ZM160 145L163 146V148L165 147V149H163ZM188 147L191 149H189ZM184 148H185V150H189V151H185ZM172 149L174 152L172 151ZM175 151H177V153ZM190 151H191V153H188ZM149 157H151V158H149ZM259 166L262 167V170H260L261 167L259 168ZM251 169L256 170L255 171L256 173L253 170L254 175H253V172ZM124 176L127 178L126 180H125ZM252 179L253 180L255 179V180L253 181ZM125 181H126V183H125ZM99 184L100 185L102 184L103 186L102 185L99 186ZM252 185L254 187L256 185V189L259 191L258 192L259 193V199H261L263 202V203H260L261 201H259V203H257V204H260V205L257 206V204H256L255 205V206H257L256 208L255 207L252 208L251 205H250L251 208L248 206V204H250V202L248 201L249 197H250L249 191L251 190L250 188H252L251 187ZM98 186L103 188V189L101 190ZM104 186H105V191H104ZM118 187H119V189H118ZM128 188L131 190H129ZM133 189H135V190H133ZM148 190H149V192H148ZM110 191L112 194L110 193ZM130 191H131V193L129 194L128 192H130ZM132 192L135 194H133ZM121 193H123L124 198H122V195H119ZM137 193H139V196L141 198L137 197V195H136ZM95 194H97V195L99 194L101 197L99 195L95 196ZM106 194H108L107 196L111 200H114V202L109 201L110 199L106 196ZM140 194L144 195V198H146V199H143V196ZM148 194H149V196H148ZM89 195L92 197H89ZM111 195H113L112 196L113 199L111 198ZM87 197H85V198H87ZM127 197H130L131 199L127 198ZM117 198H118V200H117ZM127 199H129V200L127 201ZM132 199L133 200L135 199L134 200L135 202ZM139 199L140 200L142 199L141 201H143V200L144 201L141 202ZM116 200L118 201V204H117ZM185 200H187V203L185 204L187 209L183 205V201H185ZM104 201L107 205L104 203ZM115 201H116V203H115ZM119 201L120 202L122 201V202L120 203ZM129 201H130V203H129ZM137 201H138V203H136ZM89 202H87V203H89ZM125 202L129 203V204L127 203L128 206ZM132 202H134L135 205ZM139 202L142 203L143 205L140 204ZM74 203L75 202H73L74 206L72 205V207L73 208L75 207L74 209H76L75 204H77V202L75 204ZM119 203H120V206H119ZM144 203H146V204H144ZM89 204H91V202ZM97 204H99V205H97ZM112 204H115V205L113 206ZM77 205H78L77 206V209H78L79 204H77ZM102 205H103V207H102ZM90 206L92 207V205H90ZM133 206H135V207L133 208ZM146 206H148V207L146 208ZM125 207L127 208L126 212H125ZM140 207H141V209H140ZM121 208H123L122 209L123 211H120ZM138 208H139V210H138ZM97 210H99V211H97ZM128 210L129 211L132 210V211L128 212ZM144 210H146V211H144ZM139 211H140V213H139ZM123 212H125V213H123ZM142 212H143V214H142ZM119 213H121V214H119ZM119 215H120V217H119ZM132 219L134 221H132ZM89 226H92V229ZM108 229H109V231H108ZM106 230L108 231V233ZM112 230H113V232H112ZM128 230H130V231H128ZM92 231H94V234H92L93 233ZM125 231H127V232H125ZM134 231H136V232H134ZM97 232H98V234H96ZM128 232H130V233H128ZM78 233H80V234H78ZM81 233L83 236H85L84 238L81 235ZM113 233L116 235H114ZM127 233H128V237L131 236L130 238H128L127 235L124 236ZM132 234L134 236H132ZM91 235L93 236V238ZM105 235L107 236V238ZM112 235H114L115 237ZM136 236H138V237H136ZM156 236L159 238H157ZM102 237H104V238H102ZM117 237H119L118 238L119 241H118ZM134 237H136V238L134 239ZM54 238L56 240H58V238H59V240H61L60 235L57 236V238L55 235ZM86 238H88V239H86ZM101 238L106 240V241L102 240ZM146 238H148V239H146ZM110 239H113V240H110ZM123 239H124V241H123ZM107 240L110 241L111 244L112 243L113 244L110 246V244L108 243ZM125 240H126V242H125ZM130 240L133 244L130 242ZM137 240H138V242H137ZM151 240L153 242L155 240L154 243L156 245L161 242L160 244L165 245V247L163 245H160L161 247L163 246L164 248H162L161 250L158 251L160 246L158 245L159 247H158V249H156L157 246L153 243V245L156 246V247H154L152 245ZM93 241H94V243H93ZM96 241H97V243H96ZM101 241H103V242H101ZM111 241H114L115 243L118 241L117 242L118 246L114 242H111ZM135 241H136V243H135ZM157 241H158V243H157ZM124 242L126 244H124ZM104 243H105V246H104ZM120 243H122V244H120ZM145 243H147L149 245L146 247L147 244H145ZM88 244H90V245H88ZM102 244H103V247H101ZM119 244H120V246H119ZM132 245H134V246H132ZM89 246H90V248H89ZM113 246L114 247L117 246L116 247L117 249L112 248ZM92 247H94V249ZM125 247L129 248V249H126ZM142 247L143 248L146 247L147 249L146 248L143 249ZM101 248L103 249L104 252L102 251ZM130 248L132 250H130ZM135 248H137V249L135 250ZM152 248L156 249V252H154V254L157 253L156 257L154 254L148 255L149 251L153 250ZM95 249H97V251H95ZM98 249L100 252L98 251ZM108 249H110V250L112 249V251H110ZM115 249H116V251H114ZM124 249H125V251H124ZM141 249H142V251H141ZM148 249H149V251H147ZM87 250H88V253L86 252ZM133 250H134V252H133ZM89 251H91V252L89 253ZM101 251L104 254L101 253ZM107 251H108V253H107ZM120 251H121V253H120ZM146 251H147V253H146L147 255L145 254ZM129 252L133 253V254L131 255ZM158 252H161L162 254L158 253ZM98 253L102 254L101 258H99L101 254H98ZM93 254H96V256L98 254V256L96 257ZM106 254L107 255L110 254V255L107 256ZM205 254L207 255L208 258H206L204 256ZM89 255H90V257H89ZM145 255L147 257L149 256L148 260H146L147 257ZM110 256H111V258H113L112 260L110 259L111 261H109ZM118 256L119 257L121 256V257L119 258ZM143 256H145V259ZM140 257H142L144 259V261L139 260ZM116 258H118V259H116ZM142 258H140V259H142ZM95 259H97V260H95ZM98 259L100 261H98ZM114 259H116L117 263H115ZM127 260L130 262H128ZM107 261H108V263H107ZM126 261H127V263H126ZM146 261L148 263H146ZM156 264H158V263H156Z\"/></svg>", "mask_w": 264, "mask_h": 264}]
</instances>
